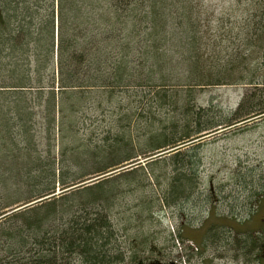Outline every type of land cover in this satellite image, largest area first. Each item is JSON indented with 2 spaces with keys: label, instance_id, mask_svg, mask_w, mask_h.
<instances>
[{
  "label": "trees",
  "instance_id": "1",
  "mask_svg": "<svg viewBox=\"0 0 264 264\" xmlns=\"http://www.w3.org/2000/svg\"><path fill=\"white\" fill-rule=\"evenodd\" d=\"M263 66L264 0H225L223 5L210 0H0V185L41 186L40 198L52 197L57 186L67 189L87 173L120 164L122 137L106 149L101 144L91 147L86 144L91 138L85 142L80 134L89 112L95 118L100 107L108 111L112 101L122 106L126 97H133L137 107L148 102L160 108L184 106L181 135L175 128L151 134L139 144L146 151L172 145L177 162L192 164L194 155L179 159L185 142L220 125L264 115V95L258 92L264 90ZM236 83L250 85L251 97L244 96L232 120L217 119V113L197 105L196 89ZM249 105L253 107L247 109ZM16 163L25 172L5 175ZM198 174L193 170L192 177ZM184 177L189 175H176L178 185L169 189L173 203L198 188ZM262 186L255 193L257 202L251 196L250 216L260 209ZM170 195L161 200L164 206ZM234 218L227 216L224 222L214 216L212 226L230 225L237 231L245 221L236 218V228L230 224ZM205 227L209 230L204 222ZM245 227L237 231L244 230L238 240L225 237V244L218 230L214 240L233 251L241 264H264L263 222ZM61 228L53 236L36 238L33 244L42 247H32L26 262L12 264H68L70 258L75 264H110L111 253L119 248L108 219H74ZM190 230L184 224L180 235ZM203 234L201 244L195 242L198 246H204ZM24 245L21 241L5 250L21 255ZM195 248L199 251L200 246H192L193 252ZM157 258L147 256L139 264H175Z\"/></svg>",
  "mask_w": 264,
  "mask_h": 264
},
{
  "label": "rangeland",
  "instance_id": "2",
  "mask_svg": "<svg viewBox=\"0 0 264 264\" xmlns=\"http://www.w3.org/2000/svg\"><path fill=\"white\" fill-rule=\"evenodd\" d=\"M224 1L210 0L212 4L222 5ZM249 87L248 84L236 83L196 89L197 105L217 113V119L232 120L244 96H249L247 100H250ZM258 92L264 95V90ZM136 103L133 97L124 98L122 106L112 101L110 110L100 107L95 118L93 112H89L91 118L82 124L80 136L85 142L92 141L86 143L91 147L101 144L108 149L122 137L119 151L123 161L120 164L103 172L87 173L77 180L78 185L67 188L70 189L67 192L62 193L67 189L57 186L52 197L40 198L44 190L41 186L34 189L22 182H10L8 188L0 185V264L25 261L32 247H42L33 244L36 238L43 234L53 236L55 230L72 225L74 219L86 223L108 219L118 235L119 245L111 253L113 259L110 264H139V260L147 256L151 260L162 256L157 261L166 262L165 258L175 264H241L234 259L233 251L226 250L221 241L214 239L218 230L226 244L225 237L232 236L238 240L242 236L244 230L237 233L239 229L246 230L245 226L255 228L261 222L264 224V199L259 202L258 212L253 216L249 214L254 204L251 196L257 202L255 193L262 189L264 183V115L230 127L220 125L210 133H201L205 136L185 142L187 145L180 148L182 154L179 159L187 155L195 157L192 164L185 162L181 165L173 157L175 148H170L172 145L146 151L139 143L151 134L171 133L175 128L181 135L186 124L184 106L160 108L148 102L137 107ZM251 107L253 105L246 108ZM133 155L136 157H131ZM151 157L154 158L149 160ZM154 160L157 161L151 162ZM17 164L15 168L5 169V175L24 173L25 170ZM193 170H198L197 177H192ZM181 173L189 175L183 181L198 188L192 189L189 197L187 195L173 203L169 189L178 185L174 180ZM91 191L101 195H92ZM169 195V202L164 206L161 200ZM93 197L97 198L93 200ZM214 216L223 217L224 222L228 221L225 219L227 216L245 222L238 227L236 218L231 220L230 224L238 227L237 231L230 225L217 228L212 226ZM204 222L209 225V230L201 228ZM184 224L191 230L180 235ZM202 234L206 237L204 246L199 245V251L195 248L193 252L191 248L199 247L195 242L201 244ZM21 241L25 243V251L21 255H12L5 250ZM150 245H155L156 249L151 250ZM74 260L70 258L66 262L75 264ZM247 264H259V261L250 260Z\"/></svg>",
  "mask_w": 264,
  "mask_h": 264
},
{
  "label": "flooded vegetation",
  "instance_id": "3",
  "mask_svg": "<svg viewBox=\"0 0 264 264\" xmlns=\"http://www.w3.org/2000/svg\"><path fill=\"white\" fill-rule=\"evenodd\" d=\"M170 264H173V263H170Z\"/></svg>",
  "mask_w": 264,
  "mask_h": 264
}]
</instances>
